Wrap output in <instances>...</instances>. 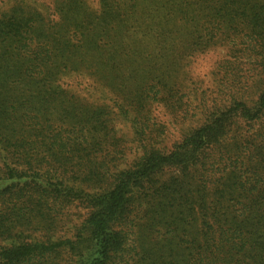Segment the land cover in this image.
Masks as SVG:
<instances>
[{
    "label": "trees",
    "instance_id": "16d2710c",
    "mask_svg": "<svg viewBox=\"0 0 264 264\" xmlns=\"http://www.w3.org/2000/svg\"><path fill=\"white\" fill-rule=\"evenodd\" d=\"M9 1L0 15V202L8 207L0 211V264H129L136 205L144 229L173 233L168 246L178 243L189 259L172 250L163 264H264V85L252 97L236 87L199 101L200 125L170 149L155 147L145 108L183 111L174 67L218 45H239L264 78V0H98L96 12L84 0H57L58 20L48 23L23 0ZM107 52L108 69L98 58ZM122 67L134 68L125 75ZM69 71L95 80L103 103L62 90L56 81ZM105 73L114 82L108 92ZM111 91L125 105L115 97L106 104ZM121 119L138 152L130 159ZM224 179L228 191H241V209L225 206L203 245L189 239L183 247V223L210 203L190 185L206 190ZM75 206L85 210L81 222L55 229Z\"/></svg>",
    "mask_w": 264,
    "mask_h": 264
},
{
    "label": "rangeland",
    "instance_id": "374dc122",
    "mask_svg": "<svg viewBox=\"0 0 264 264\" xmlns=\"http://www.w3.org/2000/svg\"><path fill=\"white\" fill-rule=\"evenodd\" d=\"M89 9L93 12L98 10V0H84ZM57 0H23L25 5V10L36 11L40 14L41 19L46 23L56 22L58 16L53 12L54 5ZM12 1L0 0V15L2 13H7L10 6H12ZM240 46L235 45L230 48L224 46H217L212 49H208L204 52H197L191 54L189 57H183V67H174L177 72L176 82H181L183 85V111L179 109H169L164 104H157L156 102L149 103L145 108L149 115V125H150V136H154L155 147H161L164 149H170L176 145L188 129L198 127L202 121V114H200L197 109V105L200 104L199 101H207L212 103L215 98L217 100L222 98V93L235 92L236 87L244 92L245 95L250 94L251 97L258 93V90L264 85L263 76L259 75V67L255 62L254 58H248L247 53L240 51ZM239 53H234V51ZM98 56V55H97ZM252 56V55H251ZM99 59H103L106 62V68L114 67L109 63L113 59L110 53H105L102 57L98 56ZM223 62H228L229 64H223ZM61 67V65H60ZM225 72H223V68ZM125 75L134 67H122ZM173 69V67H171ZM169 69V70H171ZM104 67L102 69L103 74ZM111 72V71H110ZM77 71H69L66 75H62L56 81L62 90L73 95L75 98L80 99L84 103L99 105L102 104V99L100 97V87L96 86L95 80L88 78L79 74ZM117 72L113 71L111 77H113ZM222 73H226L228 79L232 81H227L226 77ZM233 75V76H232ZM106 92H108L111 87H113L114 82H111V77L108 73H105ZM232 85V87H230ZM222 87V88H221ZM226 94V93H225ZM106 104L111 106V99L115 97L116 101L121 104L119 106L125 105L123 101V95L117 92H109L107 95ZM187 104V106H186ZM117 106L114 107L116 111ZM116 124V129L119 131L118 135H123V140L126 145L131 148L128 152V158H132L137 155V150L134 148V142L129 143L130 136L132 135V130L129 125L121 119ZM174 170V169H173ZM211 172V175H216L215 178L219 177V173ZM172 174L171 171H167L163 176V179L168 175ZM210 175V176H211ZM212 177V176H211ZM214 178V177H213ZM235 181L243 182L244 179L240 174H236ZM227 179L222 180L218 185H207L206 190H202L200 182L195 181L190 185V191H192L195 196L197 191H204L207 198L210 199V203L206 205L203 209L197 207V214L195 220H188L183 223V247H185L189 241L192 239L194 244L200 247L207 241L205 237L206 231L204 230L206 226H210L214 221V229L216 228L217 222L215 216L218 212L222 213L225 206L229 207V210L233 212V205H235V210L241 209V204L243 203V195L241 191L232 190L228 191L224 185H227ZM240 196L237 199L232 200V196ZM192 196V195H191ZM189 196V197H191ZM245 196V195H244ZM240 202V205L237 202ZM6 206L2 205L0 202V211L5 210ZM18 210H23L21 203L18 205ZM56 219L58 215L56 213V207L52 206L49 208ZM68 217L57 221V226L55 229L61 228L63 231L72 230V227L78 225L85 216V210L80 206L72 207L68 212ZM131 244L129 246L128 256L130 259L129 264H163L160 259L165 263L170 260L168 253L173 250V258H177L180 255V260L183 257V262L189 259L185 257L184 252L179 248L168 246L166 239L173 236V233L169 235L168 232L161 231L158 233L157 230H152L151 225L148 226L147 230L144 226L147 225L144 221V214L139 211V207L136 205L131 213ZM60 219V218H59ZM133 225V228H132ZM130 227V226H129ZM35 233L34 236L40 238L44 236V232ZM175 240L182 234V232L175 230ZM217 235V232H216ZM169 240V239H168ZM174 244V243H173ZM202 249V248H201ZM196 252V249L194 250ZM178 260V259H177ZM191 261V259H190ZM174 262V259H173ZM182 261L174 264H183Z\"/></svg>",
    "mask_w": 264,
    "mask_h": 264
}]
</instances>
